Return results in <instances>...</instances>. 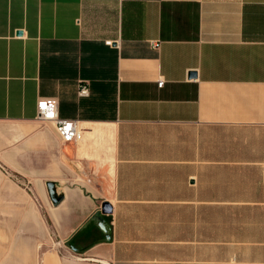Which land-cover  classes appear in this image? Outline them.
Returning a JSON list of instances; mask_svg holds the SVG:
<instances>
[{"label": "crops", "instance_id": "0c3cea01", "mask_svg": "<svg viewBox=\"0 0 264 264\" xmlns=\"http://www.w3.org/2000/svg\"><path fill=\"white\" fill-rule=\"evenodd\" d=\"M0 264H264V0H0Z\"/></svg>", "mask_w": 264, "mask_h": 264}, {"label": "built area", "instance_id": "2783aa9c", "mask_svg": "<svg viewBox=\"0 0 264 264\" xmlns=\"http://www.w3.org/2000/svg\"><path fill=\"white\" fill-rule=\"evenodd\" d=\"M162 83V79L157 81L158 85ZM79 93L85 95L87 93V86L80 85ZM36 109L37 119L51 122L64 143H76L82 139V129L78 121L59 115V103L57 99H39L36 104Z\"/></svg>", "mask_w": 264, "mask_h": 264}, {"label": "water", "instance_id": "95a60500", "mask_svg": "<svg viewBox=\"0 0 264 264\" xmlns=\"http://www.w3.org/2000/svg\"><path fill=\"white\" fill-rule=\"evenodd\" d=\"M19 33V32H18ZM52 183H49L48 184V186H49V188H50V197H51V200L54 202V203H56L57 201H58V199H59V197L56 195V193L53 191V189H52ZM100 212L102 213V214H108V213H110L111 212V206H110V204L108 203V202H102L101 203V206H100ZM94 219H96L97 220V217H93ZM102 223L103 224H99V223H97L98 224V226H100L101 227V229L104 231V233H105V236H106V239H108L109 238V227L107 226V224L105 223V221H102Z\"/></svg>", "mask_w": 264, "mask_h": 264}]
</instances>
